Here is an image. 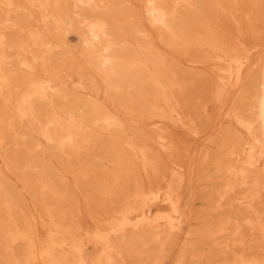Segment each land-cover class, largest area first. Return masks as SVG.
Returning <instances> with one entry per match:
<instances>
[{"label":"bare ground","instance_id":"bare-ground-1","mask_svg":"<svg viewBox=\"0 0 264 264\" xmlns=\"http://www.w3.org/2000/svg\"><path fill=\"white\" fill-rule=\"evenodd\" d=\"M126 1L120 4L123 5ZM213 1L212 5L209 4L210 8L215 7L219 13L223 12L226 3L237 5L246 0ZM250 1L257 7L264 0ZM109 2L110 0H0V151L5 152L3 164L6 169L21 178L27 188L42 196L38 198L35 195L36 200H41L38 215L30 212L21 216L22 209L20 199L15 196L16 189L0 168V264H128L127 255L131 258L130 255L141 257L143 254L148 259V263L144 259L145 264H160L153 251L158 246L163 247L167 242H172L178 233L185 230L189 214L180 189L189 178V170L176 160L168 162L169 178L164 183L149 187L135 186L134 190L127 191L117 208L104 212L101 216V213L93 210V205L103 206L107 198L121 192L124 188L123 181L128 182L141 167L154 171L155 163L150 151L152 146L166 153L174 150L173 140H167L161 131L144 135L132 131L133 136L127 135L119 121V112L129 110L132 115H137L136 112L140 111L147 118H155L156 124L173 120L186 127L182 114L172 103L173 90L177 85L174 76L176 62L160 50L155 44L156 40L182 55H187L190 49H197L200 55H193L191 62L211 63L216 67L222 89L216 93L219 96L215 107L219 114L235 120L245 134L238 136L233 130L229 133V138L224 137L226 142L222 145L223 152L217 164L227 181L216 191L219 192L218 204L235 194L232 199L238 206L257 214L254 218H245V223L251 229L259 231L264 238V219H261L258 208H255L264 193V75L259 80H254L251 69L257 63L252 61L254 56H251V50L243 51L244 47L241 49L232 43L225 45L221 42L204 16L209 11L205 6L206 0H140L137 10L124 12L122 7H119V12L115 11L116 5L113 9ZM25 10L29 15H38L45 30L40 25H22L16 16ZM119 13L124 17L121 18ZM132 16L149 24L155 30L154 36L146 38L145 35L142 41L129 40L133 32H140L138 27L129 28L128 24L127 36L123 34L119 23L128 21ZM6 27L18 32L8 37L4 31ZM71 32L79 33L83 55L100 77L98 84L91 79L89 86L104 92L113 109L90 100L83 101L82 106L74 109L67 104L66 96L57 93L59 87L54 82L53 70L57 68L53 65V55L56 56L57 50L62 48L63 39H67ZM66 44L65 42L64 45ZM62 50L58 53V60L62 65L57 71L61 69L81 73L72 58L74 55L71 57L68 50ZM12 51L16 52L13 54L15 56H12ZM13 63L28 69L41 65L48 77L37 78L31 73L19 76L11 69ZM248 82L253 85L249 99L253 101L251 106L254 109L249 116H244L237 112L238 101L235 100L237 104L231 107L221 97L227 88L238 92ZM240 102H244V98ZM23 122H27L30 131L39 140L60 153L58 159L63 165L61 167L68 173H73L72 175L77 174V170L62 156L71 160L83 148L97 144L109 158L111 166L98 174L88 171L90 169H82L85 176L92 177L88 188H83V194L87 193V212L94 220L92 227L68 220L69 211L50 202H59L65 197L60 185H57L58 182L63 184V179L55 178L57 183L55 180L48 183L37 175L32 183L27 170L37 168L39 164L31 157L16 158L8 154L10 138L26 139L30 134L22 130ZM94 128H99L103 134L108 135L110 141H99L93 137ZM216 143H219L218 140ZM40 145L39 142L30 140L27 151ZM46 166L42 163L43 171L47 170ZM92 166L93 163H90L89 167ZM242 189L243 192H240ZM237 219L231 217L216 224L212 222L213 226L197 232L190 230L193 235H200L198 238L213 239L222 234L221 237H226V240L220 243H225L229 251L232 245L236 246V242H243L242 223L237 222ZM186 235L192 236L190 232ZM192 242L194 243L193 240ZM146 244L148 248L142 250ZM228 251L226 254L231 252ZM197 253L195 245L188 243L185 252L179 255L181 260H177L175 264H190L191 260L199 263L202 257L201 253ZM229 254L212 264H264V254L252 255L236 251ZM135 264L141 262L137 261Z\"/></svg>","mask_w":264,"mask_h":264},{"label":"rangeland","instance_id":"rangeland-1","mask_svg":"<svg viewBox=\"0 0 264 264\" xmlns=\"http://www.w3.org/2000/svg\"><path fill=\"white\" fill-rule=\"evenodd\" d=\"M122 1H126V0H112V1L110 0L109 4L113 6V9H114V6L116 5L115 11H118V12L121 7H122L121 9H123V12H124V10L135 11L140 6V0L139 1L127 0L126 2H124L123 5H121L120 3ZM213 2H214L213 0L212 1L206 0L205 6L207 10L209 11H207V15H204L205 18L207 19L208 23L212 26L214 31L218 34L219 39L221 40L223 44L237 45L241 49L244 47L242 49L243 51L244 50L246 51L249 49L251 50V56L252 55L254 56V58H252L253 56L251 57L252 61L255 64L257 63V65H254L253 68L251 69V71L253 72L252 76L254 80L256 79L259 80L264 75V1H261L259 6L257 7L254 6L250 0H246L243 4H237V5L232 4V3L231 4L226 3L224 5L223 12H219V13H218L219 10H216L215 7L210 8V5H212ZM112 6H110L111 9H112ZM16 17L19 19V21H21L22 25H24V23L25 25H29V24L40 25L41 28L43 29V22H41L42 20L36 14L29 15V13L26 12L25 10V11L18 13ZM120 17L123 18L124 17L123 14H121ZM132 17H130L128 21L123 20L119 23L120 27L122 28L121 30L123 34L125 33L124 35H127V36L129 35L128 33L129 32L128 29L130 28L129 26L138 27V30L140 32H137V33L133 32L132 33L133 35L131 34V36L129 37V40L142 41L145 35H146L145 36L146 38H151L152 36H154L155 30L149 24H147L144 20H142L139 17H136V16H134L133 18ZM127 25L129 28L127 27ZM4 31L8 37L18 32L16 29L13 30L12 28H8V27H6ZM75 33L76 32H71L69 33V36L66 37L67 39L65 38L63 39V42H62L63 45H61L63 50L61 48L57 50L58 52L55 53L56 56L53 55V60H54L53 65H54V68H57V70L61 67L62 62L58 60V56H59L58 53L61 50L64 51L65 49V51L68 50L67 53L69 52L71 57L74 55V57L72 58L74 59L76 66L78 65L77 67H79V71H81L82 73L83 70L85 69L86 70H85V73L81 74L76 71L72 73L69 71H61V69L58 72L57 70L54 69L53 70L54 82L59 87V88L56 87V89L58 88L57 93L59 94L62 93L63 96H66V98L68 99L67 104H69L70 106H73L74 109H77V107L79 108L80 106H82L81 103L83 101H88V100L98 102L103 105L105 104L108 108L113 109V106L111 105L110 101L108 100L104 92L100 90L98 91L96 88L91 89V87L89 86L90 85L89 81L91 79L92 81L94 79L95 83L98 84L100 77L97 74V72L94 71L95 69L93 65L83 55L82 47H81L82 44L80 43L81 40L79 38L80 37L79 33H76L78 35H76ZM65 42L67 43L66 45H64ZM156 42L155 44L160 48V50L163 51V53L167 57L169 56L170 58H173V60L176 62L175 63L176 67H174V76H175L177 85L174 88L175 90H173L172 103L173 105H175L177 110L182 114L184 123H186V127H184L181 124L175 123L173 120H167L163 123L156 124L155 118H147L145 115H141L140 111L136 112L137 115H132L131 112H129V110L119 112L118 113L119 121L123 125L124 130L127 135L133 136L132 131L134 132L138 131L139 133H141V135L156 133L157 131H161L167 140H173V143H174L173 147L175 151L173 150L174 152L170 151L169 153L161 152L160 150L157 149L156 146H152L150 151L152 153L151 158L153 159V162L155 163L154 171H151V170L148 171L141 167L138 173L134 177H132L128 182L123 181L122 187L124 188L121 189V192L119 191L117 194H114L113 196L107 198L103 206L93 205V210L94 211L96 210V212H98L99 214L101 213L100 214L101 216L102 214H104V212H111L113 209L117 208L119 203L125 198L127 191L134 190L135 186L149 187L153 184H157L160 182L164 183L169 178L168 162L170 160H176L180 164H183L184 166H186L189 170V178L187 182L180 189L181 197H182L185 209L187 210V213L189 214V219L187 220L185 230L178 233L172 242L170 243L167 242V244L163 247L158 246L157 249L153 251V253L156 256H158L156 258H158L157 260L159 261V263L160 264H175L177 260H181V258H179V255L181 256L185 252V249L188 243H190V245L194 244L195 252L196 253L198 252L197 254L201 253V257H202L201 258L202 261H199V263H197L195 260L194 262L193 260H191L189 261L190 264H212L213 262H218L222 260L223 257H225L224 255L228 256L230 255L229 253L235 252V251L252 254V255L264 254V238L259 233V231L251 229V227L245 223V218L246 219L249 217L254 218L257 214H254L253 212H249L241 208L240 206H238L237 203L234 202L232 199V197L234 198L235 194H231L220 205L218 204L219 203L218 202L219 192H216V191L220 189L221 185L223 186V184H225L227 181L225 175H223V173L219 171L218 164H217L218 159L221 158L220 154H222L223 152L222 145L223 143L226 142L225 138H229V135H230L229 133H232L233 130L236 131L238 136H244L245 134L241 131L240 127H238V124H236L235 120H232L230 118L228 119L223 114H219V112L217 111L215 107L217 96H219L216 93H218L222 89L220 88L221 82L219 80V77L217 76L216 67L212 65L211 63L195 64L191 62L190 60L193 55H200L197 49H190L187 55H182L177 50L173 51V49L168 48L164 44H161L158 40H156ZM14 53L16 52L14 51L11 52L12 56H15L13 55ZM56 61H57V64L55 63ZM13 64H14L12 66L13 68L11 67V69L13 70L14 73H16L19 76H25L31 73L37 78H47L48 77L47 74L44 73V70L41 67V65H38V66L36 65L32 69H28L26 67L17 66L15 65L16 63H13ZM78 79H80L79 82H78ZM254 82L255 81H253V85H254ZM251 83L252 82L246 83L245 84L246 88L243 87L244 90L241 89L238 92L237 91L232 92V90H229L227 88L225 90L226 92L224 91V94L221 97L223 102L225 104H228V106L234 107L235 106L234 104H237L235 102L238 101V104L236 106L237 112H239L240 114L244 116H249L252 113V110L254 109L251 106L253 101L249 99L251 89L253 87ZM82 84H84L85 86ZM249 86L251 87L250 89H249ZM245 89L247 91H245ZM79 96L82 98H80ZM75 97L78 99H76ZM241 98H244V102H240ZM1 100L2 98L0 97V102ZM138 109L140 110V107ZM122 113H125V114H122ZM132 116H134L135 118H133ZM131 124H134V125H131ZM224 129H225V133H223ZM22 130L26 133L29 132L30 136L29 135L26 136V139L19 138V137H17L16 139L10 138L9 141H10L11 146L9 144L10 147H8V154L16 158H22V156L31 157L37 165L39 164L38 167L40 168L37 167V168H31L27 170L28 177L32 183L34 179H36L35 177L37 175L41 176L42 180L48 183L55 180V178L57 180L63 179L64 180L63 184H59V182L56 180L55 182L56 183L58 182L57 185H60L59 188H61L60 190L63 193H65V197L61 199L62 202L60 200L59 202L56 200H51L50 202L55 205H59L62 209H66L67 211H69L68 220L73 221V222L82 223L85 227H92V225H94V220L91 217V214L87 212L88 210L86 208V194L87 193L85 192L86 194H83V192L85 191L83 190V188L85 189L88 188L92 180V177L85 176L82 169L83 168H86L87 170L90 169L88 171L90 172L93 171V172H96V174H98L102 170H105L111 166L109 162V158H107L105 154H103L104 152L97 144L92 145L90 147L83 148L79 152V154L75 155L71 160H69L66 156H62L65 161H67L70 165L74 166L75 170H77V174L74 173V175H72L73 173H68L64 167H61L63 165L60 163L59 161L60 159H58L60 157V153H58V151L53 149L51 146L39 140L37 135L30 131V126H28L27 122H23ZM233 133L234 135L237 136L235 132ZM92 134H93V137H95L99 141L100 139H103V140L106 139L107 142L110 141V137L106 134H103L99 128H94L92 130ZM207 138L209 140H207ZM216 138H218L217 140L221 145H219V143H216L217 142ZM30 140L31 142L37 141L41 145L36 147L34 150H31L30 152H28L27 146L30 143ZM43 152H45L46 154ZM4 156H5V152L0 151V166H1L0 168L3 169L6 179L16 189L15 196L18 197V199H20L19 201H20V205L22 209L20 211L21 216H24V214L30 213V212L38 215L40 213L39 207H40L41 200L37 199L38 200L37 201L35 199V195L39 198L40 194L39 193L38 195L35 194L32 189H29L25 186L21 178L17 177L15 174H13L12 172H9L6 169L5 165L3 164ZM216 156H218V158ZM88 157L91 159H89ZM46 162L49 164H47ZM42 163H45L47 165L46 171L42 170ZM90 163H93V166L91 168L89 167ZM63 170H65L66 172ZM153 172L154 173L156 172V173L154 174ZM164 174H166L165 177L162 176ZM67 187H69V189ZM241 191L243 192V189L240 190V192ZM64 206L65 207L68 206L70 209L68 207L63 208ZM256 207L258 208L259 216L263 220L264 219V193L262 195V198H260V200L258 199L255 205V208ZM231 217H233V219L235 220L238 217L237 222L242 223L241 226L243 229L242 230L243 231V236H242L243 242L242 243L236 242V246L232 245V247L233 246L234 247L233 249L231 247L230 249L231 252H229L230 250L228 251V248L225 246V243H222V244L220 243V241L224 242L223 240H226V237H221L223 236L222 234L217 235L220 237H217V236L213 237V239L208 238V237L198 238L200 235L197 236V235L192 234L193 231L197 232V230H203L206 227L213 226L214 224L219 223L222 220L230 219ZM239 219H242V220H239ZM190 229L192 230V232ZM189 232L192 235V236H189L190 238L186 235ZM224 236H227V235H224ZM196 239H198L199 241L197 240L198 241L197 242ZM189 240L191 242H189ZM192 240L194 241V243L192 242ZM143 248L142 250H146L148 248V245L146 244ZM203 248L205 250H202ZM226 251H228L229 253L226 254ZM1 254L2 253L0 251V261H1ZM128 256L129 255H127V260H126V263L128 264H135L137 261H140L141 264H145V262H143L145 261L144 259H146L148 263L146 254H143L141 257L130 255L131 256L130 258ZM133 259L135 262H133ZM151 264H154V263H151Z\"/></svg>","mask_w":264,"mask_h":264}]
</instances>
